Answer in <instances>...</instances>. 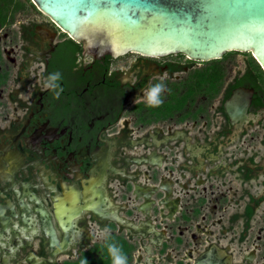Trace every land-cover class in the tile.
<instances>
[{
	"label": "flooded vegetation",
	"instance_id": "flooded-vegetation-1",
	"mask_svg": "<svg viewBox=\"0 0 264 264\" xmlns=\"http://www.w3.org/2000/svg\"><path fill=\"white\" fill-rule=\"evenodd\" d=\"M13 8L0 26V264L108 244L128 264H264V69L251 52L113 57L32 0ZM140 175L157 189L144 213L128 179Z\"/></svg>",
	"mask_w": 264,
	"mask_h": 264
},
{
	"label": "water",
	"instance_id": "water-1",
	"mask_svg": "<svg viewBox=\"0 0 264 264\" xmlns=\"http://www.w3.org/2000/svg\"><path fill=\"white\" fill-rule=\"evenodd\" d=\"M86 52L184 53L209 60L227 51L251 52L264 69V0H32ZM131 196L148 206L156 190L143 175L128 178ZM168 195L156 206H166ZM94 212L95 210L91 208ZM111 220L122 223L117 215ZM138 230V228H136Z\"/></svg>",
	"mask_w": 264,
	"mask_h": 264
},
{
	"label": "clouds",
	"instance_id": "clouds-1",
	"mask_svg": "<svg viewBox=\"0 0 264 264\" xmlns=\"http://www.w3.org/2000/svg\"><path fill=\"white\" fill-rule=\"evenodd\" d=\"M130 64L135 63V60H131L129 62ZM121 71L127 72V68H121ZM52 81L59 80L60 79V73H54L49 78ZM165 85L163 82L157 83L153 86H151L149 89L145 91V102L150 107H158L163 103V100L161 99L162 93L165 91ZM59 93H57V96ZM137 99V98H136ZM136 99L134 100V103L136 102ZM110 235V233L107 231V229L102 230L98 233L99 239L107 240V237ZM108 252L109 255L112 258V264H128L127 256L123 254L120 247H118L116 244H108ZM82 264H87L86 261L82 262Z\"/></svg>",
	"mask_w": 264,
	"mask_h": 264
},
{
	"label": "trees",
	"instance_id": "trees-1",
	"mask_svg": "<svg viewBox=\"0 0 264 264\" xmlns=\"http://www.w3.org/2000/svg\"><path fill=\"white\" fill-rule=\"evenodd\" d=\"M14 0H0V26L6 20L9 11H14L16 8L11 9ZM97 247H94L89 252L84 253L79 259L73 261H64L63 264H82L86 261L87 264H112V258L109 255L108 247L102 253H96ZM97 254V255H96ZM129 262V258H127Z\"/></svg>",
	"mask_w": 264,
	"mask_h": 264
},
{
	"label": "rangeland",
	"instance_id": "rangeland-1",
	"mask_svg": "<svg viewBox=\"0 0 264 264\" xmlns=\"http://www.w3.org/2000/svg\"><path fill=\"white\" fill-rule=\"evenodd\" d=\"M232 53H235V52H232ZM248 54V53H236V55L234 54L235 58L236 59H243V57Z\"/></svg>",
	"mask_w": 264,
	"mask_h": 264
}]
</instances>
